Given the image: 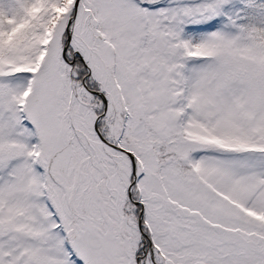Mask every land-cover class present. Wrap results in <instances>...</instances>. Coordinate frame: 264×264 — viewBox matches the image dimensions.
<instances>
[{"label": "snow or ice", "instance_id": "obj_1", "mask_svg": "<svg viewBox=\"0 0 264 264\" xmlns=\"http://www.w3.org/2000/svg\"><path fill=\"white\" fill-rule=\"evenodd\" d=\"M0 264H264V0H0Z\"/></svg>", "mask_w": 264, "mask_h": 264}]
</instances>
